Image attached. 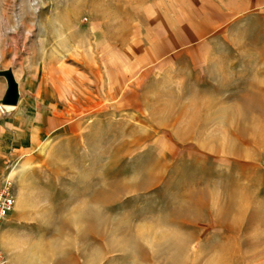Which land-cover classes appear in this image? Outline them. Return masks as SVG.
I'll return each mask as SVG.
<instances>
[{
	"label": "rangeland",
	"instance_id": "obj_1",
	"mask_svg": "<svg viewBox=\"0 0 264 264\" xmlns=\"http://www.w3.org/2000/svg\"><path fill=\"white\" fill-rule=\"evenodd\" d=\"M205 3L0 0V106L11 78L18 92L0 110L11 264H264V92L221 122L214 83L177 98L131 62L201 37ZM216 34L213 64L233 48ZM11 119L31 136L14 152Z\"/></svg>",
	"mask_w": 264,
	"mask_h": 264
},
{
	"label": "crops",
	"instance_id": "obj_2",
	"mask_svg": "<svg viewBox=\"0 0 264 264\" xmlns=\"http://www.w3.org/2000/svg\"><path fill=\"white\" fill-rule=\"evenodd\" d=\"M205 2L206 8L199 24V29L203 33L201 37L199 35L195 40L185 39V42L179 45L172 38L171 50L137 51L131 62L144 64L139 69L140 72L138 71V77L141 73V76L146 75L148 81L156 79L161 82L163 80H158L155 74L160 71L167 73L165 76L167 86L174 90V97L177 98L187 96L184 89H199L202 83H214L213 102L216 105V120L223 122L227 118L235 121L239 119L235 115V106L249 104L250 98L257 90L264 92V0H205ZM220 30L223 31L221 34L218 32ZM215 31L216 37L221 35L224 40L229 38L233 48L230 53L216 50L213 64V53L204 50V47L209 42L207 37ZM181 58L187 59L185 60L187 63L177 64V59ZM161 60V65H155ZM204 61L205 63H202ZM122 69L120 67L116 72L118 75L114 77L118 84L115 85L117 88L127 76ZM44 99L41 98V101L47 103L48 101ZM225 106H228L227 117ZM240 119L245 120L248 117L243 116ZM30 137L17 134L14 120L11 119V152L16 148L30 146L27 140ZM10 233L11 221L7 218L0 225V244L8 255H11V247L5 244V236ZM8 264H11L9 258Z\"/></svg>",
	"mask_w": 264,
	"mask_h": 264
},
{
	"label": "built area",
	"instance_id": "obj_3",
	"mask_svg": "<svg viewBox=\"0 0 264 264\" xmlns=\"http://www.w3.org/2000/svg\"><path fill=\"white\" fill-rule=\"evenodd\" d=\"M15 201L13 176L9 172L0 174V224L13 211ZM0 264H8L7 256L1 247Z\"/></svg>",
	"mask_w": 264,
	"mask_h": 264
},
{
	"label": "water",
	"instance_id": "obj_4",
	"mask_svg": "<svg viewBox=\"0 0 264 264\" xmlns=\"http://www.w3.org/2000/svg\"><path fill=\"white\" fill-rule=\"evenodd\" d=\"M17 102V87L13 82L12 78L9 80V86L6 91L4 103L15 104Z\"/></svg>",
	"mask_w": 264,
	"mask_h": 264
},
{
	"label": "bare ground",
	"instance_id": "obj_5",
	"mask_svg": "<svg viewBox=\"0 0 264 264\" xmlns=\"http://www.w3.org/2000/svg\"><path fill=\"white\" fill-rule=\"evenodd\" d=\"M18 93V92H17ZM15 104H6V103H2L1 104V106H0V110H1V112H10V111H12V110H14L15 109Z\"/></svg>",
	"mask_w": 264,
	"mask_h": 264
}]
</instances>
